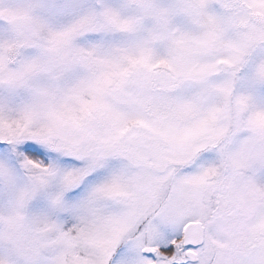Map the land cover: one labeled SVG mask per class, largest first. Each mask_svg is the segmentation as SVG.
<instances>
[{
  "label": "snow or ice",
  "instance_id": "snow-or-ice-1",
  "mask_svg": "<svg viewBox=\"0 0 264 264\" xmlns=\"http://www.w3.org/2000/svg\"><path fill=\"white\" fill-rule=\"evenodd\" d=\"M0 264H264V0H0Z\"/></svg>",
  "mask_w": 264,
  "mask_h": 264
}]
</instances>
